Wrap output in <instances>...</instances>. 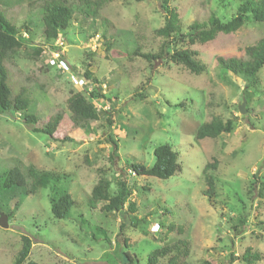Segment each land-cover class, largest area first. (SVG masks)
<instances>
[{
	"label": "rangeland",
	"instance_id": "374dc122",
	"mask_svg": "<svg viewBox=\"0 0 264 264\" xmlns=\"http://www.w3.org/2000/svg\"><path fill=\"white\" fill-rule=\"evenodd\" d=\"M31 1L0 0V13L28 45L11 60L14 75L8 84L19 88L29 76L34 99L30 113L0 115V179L13 168L66 175L65 188L75 204L67 220H56L47 189L34 195L0 191V215L7 218V228L0 227V264H14L21 236L30 239L28 262L36 264H126L127 256L132 264H146L153 251L181 241L187 243L188 264H246L241 257L247 248L261 256L254 264H264V66L246 100L242 80L221 79L218 66V58L245 59V49L264 37V23L247 21L234 34L190 46L206 66L205 73L191 75L167 65L165 58L150 66L134 54L138 47L159 50L162 38L154 30L163 26L165 13L158 0H111L100 12L106 26L98 19L89 28L76 16L61 40L62 55L78 74L88 67L99 81L88 91L104 97L93 100L99 121L83 131L72 126L66 108L69 92H82L83 85L72 87L68 73L46 69L52 55L42 45L41 12L30 7ZM242 1L172 0L168 8L180 15L187 33L210 13L228 21ZM138 92L144 99L135 97ZM243 99L246 113L240 115ZM56 108L63 120L53 138L33 132ZM25 116L36 122L26 123ZM214 119L230 120L232 132L197 140L198 128ZM110 137L117 145L114 153ZM162 145L177 154L175 175L160 180L131 172L132 164L152 167L153 152ZM214 160L215 192L205 196L202 171ZM102 176L111 192L119 181L129 191L119 213L105 215L87 206ZM129 203L135 204V213ZM77 222H83L82 230Z\"/></svg>",
	"mask_w": 264,
	"mask_h": 264
},
{
	"label": "trees",
	"instance_id": "16d2710c",
	"mask_svg": "<svg viewBox=\"0 0 264 264\" xmlns=\"http://www.w3.org/2000/svg\"><path fill=\"white\" fill-rule=\"evenodd\" d=\"M35 1V0H33ZM30 4V7H38L41 12L42 22V45L46 46L52 52H61V48L56 45L58 39L66 40L65 32L71 27L72 21L76 16L91 28L99 21L106 26L107 20L101 17V11L111 0H37L38 2ZM159 9L164 11L162 27L154 30L157 38H162L158 52H141L139 47L134 54L152 66L156 60L164 59L166 64L177 66L185 69L191 75H201L206 72V66L198 60L197 52L192 51L189 47L195 44H204L214 40L219 34L230 35L241 29L247 21L254 23H264V0H243L237 8L236 13L228 21H221L215 14L210 13L208 17L200 22L194 21L189 27L187 33L183 32L180 15L173 9L168 8L172 0H158ZM210 1V0H207ZM188 45V47H186ZM26 40L18 33L15 24L6 20L0 13V115L6 112L30 113L34 99L31 97L32 92L28 90L31 79L29 76L25 78V83L16 88L15 83L9 82L14 73L11 72L12 59L20 50H25ZM106 48H110L107 44ZM245 59H224L218 58L219 76L225 79L227 76H236L242 80L244 84V99L247 94L257 84V74L264 66V37L259 39L255 45L245 49ZM90 54V53H88ZM63 54L60 58L64 60ZM46 69L55 68L46 60ZM69 70L66 72L69 76L70 85L74 87L73 77L82 80L85 84L81 87L82 92H74L71 90L67 99V112L70 123L75 129L88 131L92 123H97L100 118V112L96 108L94 99H103L97 91H88L93 83H99L92 78V72L85 68L83 74H78L75 66L69 64ZM90 67V65H89ZM56 71L66 74L61 70ZM21 77V76H20ZM76 89V88H75ZM87 97H86V92ZM251 96V95H250ZM135 97L144 99L143 93L135 94ZM55 114L50 115L44 120L39 121L40 127L33 126V132L42 133L53 138L56 130L59 128L63 120L62 111L56 108ZM36 122V118H27ZM28 120V121H27ZM33 124V123H32ZM107 125H111V121L107 120ZM233 130V123L230 120L221 122L218 119L211 120L200 126L196 132V139H217L222 134L229 135ZM70 142H73V140ZM108 141L113 144L112 153L117 151V145L110 137ZM154 164L147 168L139 164L128 166L132 173L140 177H153L160 180H166L179 171L177 154L168 145L156 147L154 152ZM114 155V154H113ZM113 158V156L111 155ZM217 161L208 163L203 168V175L207 190L203 191L205 196H213L215 192V177L211 171L217 169ZM0 191L9 194L22 193L34 195L40 189L48 190V202L50 213L56 220H67L74 201L70 194L66 191V183L69 180L66 175H57L49 172L38 173L35 168L31 167L27 171L22 172L18 168H13L2 175L0 179ZM28 180L30 182L28 183ZM13 194V195H14ZM129 199V191L124 182L116 183L115 191L111 192V183L101 177L90 191L88 199V208L90 210L98 207L101 213L105 215L119 213L123 210ZM135 204L129 203L128 210L135 213ZM123 214V213H122ZM79 229L82 230L83 222H77ZM123 230V225L119 227V233ZM21 249L17 253L14 264H36L28 262L32 243L26 236H21ZM189 251L186 242H178L173 245L164 246L153 251L147 259L146 264H157L160 260L166 259V264H188ZM232 257V256H231ZM261 259L259 253H254L247 248L243 253L241 260L246 264H254L255 261ZM126 264H132L129 256L126 258ZM202 264H212L204 261Z\"/></svg>",
	"mask_w": 264,
	"mask_h": 264
},
{
	"label": "built area",
	"instance_id": "2783aa9c",
	"mask_svg": "<svg viewBox=\"0 0 264 264\" xmlns=\"http://www.w3.org/2000/svg\"><path fill=\"white\" fill-rule=\"evenodd\" d=\"M62 41L60 39H58L56 41V45L61 48V52H52L51 55H52V58L49 60V64L54 66L57 70H61L62 72H67L69 70V65L64 61V60H61V56H62ZM73 81V84L74 85H77V84H81V85H84L85 83L82 81V80H77V78H74L72 79Z\"/></svg>",
	"mask_w": 264,
	"mask_h": 264
},
{
	"label": "water",
	"instance_id": "95a60500",
	"mask_svg": "<svg viewBox=\"0 0 264 264\" xmlns=\"http://www.w3.org/2000/svg\"><path fill=\"white\" fill-rule=\"evenodd\" d=\"M237 111L240 115L246 113L244 99L241 101L240 105H238ZM0 227L4 229L7 228V218L4 215H0Z\"/></svg>",
	"mask_w": 264,
	"mask_h": 264
},
{
	"label": "clouds",
	"instance_id": "9594fccd",
	"mask_svg": "<svg viewBox=\"0 0 264 264\" xmlns=\"http://www.w3.org/2000/svg\"><path fill=\"white\" fill-rule=\"evenodd\" d=\"M64 61L68 64V62L66 61V59H64ZM132 172V171H131Z\"/></svg>",
	"mask_w": 264,
	"mask_h": 264
}]
</instances>
